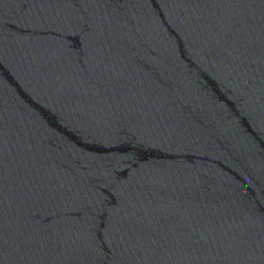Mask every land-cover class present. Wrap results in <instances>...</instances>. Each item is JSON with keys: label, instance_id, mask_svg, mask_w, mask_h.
Masks as SVG:
<instances>
[{"label": "water", "instance_id": "95a60500", "mask_svg": "<svg viewBox=\"0 0 264 264\" xmlns=\"http://www.w3.org/2000/svg\"><path fill=\"white\" fill-rule=\"evenodd\" d=\"M0 264H264V0H0Z\"/></svg>", "mask_w": 264, "mask_h": 264}]
</instances>
